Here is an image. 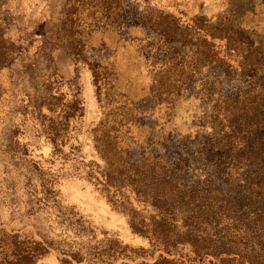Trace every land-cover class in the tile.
<instances>
[{"label": "rangeland", "instance_id": "374dc122", "mask_svg": "<svg viewBox=\"0 0 264 264\" xmlns=\"http://www.w3.org/2000/svg\"><path fill=\"white\" fill-rule=\"evenodd\" d=\"M232 1L225 12L203 11L195 0H0V230L57 239L62 231L55 214L73 206L90 221L97 239L117 237L132 247H150L130 230L127 215L83 175L81 162H101L92 129L105 118L109 124L129 125V132L121 134L136 153L164 155L169 171L200 188L199 197L222 206L206 227L209 233L222 234L229 247L250 248L264 225V219L250 223L264 216L259 177L264 171V100L256 91L264 85V69L246 72L253 75L249 80L241 74L239 55L231 58L233 67L204 58L216 57L213 51L204 54L214 46L206 33L220 27L250 34L252 63L264 64V29H244L247 0ZM155 22L172 31L169 39L157 32ZM87 62L99 74L97 88ZM76 85L82 112L69 117L65 143L53 153L40 124L44 115L55 117L59 110L51 113L40 102L48 93L68 99ZM243 90V98L218 107V116L237 117L238 100L263 115L235 153L228 147L233 128L212 116L213 105ZM213 137L215 149L229 154L216 158L201 150ZM29 200H38L33 212L26 207ZM179 248L189 253L187 245ZM60 256L51 248L38 263L61 264Z\"/></svg>", "mask_w": 264, "mask_h": 264}, {"label": "trees", "instance_id": "16d2710c", "mask_svg": "<svg viewBox=\"0 0 264 264\" xmlns=\"http://www.w3.org/2000/svg\"><path fill=\"white\" fill-rule=\"evenodd\" d=\"M65 14L68 16V12ZM155 23L157 32L169 39L172 31L166 26L164 28L160 26L159 22ZM209 31L211 32H207L206 36L210 45L214 46L210 49L207 47L204 54L208 55L213 51L215 54L212 55L216 57L204 56V58L233 67L230 60L231 58L235 60L239 55L242 60L243 67L240 70L243 76L248 71L264 69L262 62L252 63L250 55L254 52L253 44L247 35L220 27H210ZM88 64L92 72L93 84L97 88L99 74L91 63ZM244 77L253 79V75ZM256 91L258 98L264 100V85H259ZM247 92L250 93L251 89ZM244 93L246 92L243 90L223 95L213 105L212 116L219 118V124L223 125L225 122L227 128H233L230 130L233 134L228 147L230 152L232 148L235 153L239 149L237 143L247 133L255 130V123L263 113H259L260 108L256 110V106L247 108L248 103L243 100H238L240 105L237 108V117L234 119L229 116V112H225L221 117L218 116V107L222 103H233L237 98H243ZM40 104L45 105L51 113L59 110L55 117L44 115L45 119L40 125L41 131L52 147V152H60V146L65 143L64 133L67 130L69 117L80 115L82 112L80 87L76 85L68 99L63 93H48ZM254 111L256 116L252 117ZM107 122L105 118H101L92 129L93 148L101 162L94 160H89L86 164L81 162L86 167L82 169L83 175L105 194L113 208L127 215L130 230L146 238L150 247L147 249L132 247L122 243L117 237L104 236L97 239L90 221L73 206H66L55 214L62 231L57 239H48L44 234H40L37 238L29 231L9 233L0 230V264H39L38 260L51 248L60 253L58 260L61 264H112L119 258L124 259L120 264H264V239H261L262 233H260V230L264 232L263 224L255 232L258 235L251 238L250 248L239 250L229 247L222 234L209 233L206 229L209 223L212 224L214 219L216 220L214 216L218 215L222 206H217L216 200L199 197L200 188L182 182L177 173L169 171L165 167L167 161L164 155L136 153L131 148L132 141L126 140L121 134L129 132L130 127L127 123L117 125ZM215 141L213 137L201 150L206 155L211 154L216 158L229 154V152L217 151ZM242 155L235 154L237 157ZM259 177L264 181V171ZM46 190L43 186V195ZM49 192L53 193V190ZM36 201V203H31V200L26 202L28 211L35 210L39 205L38 200ZM134 204L142 207L137 208ZM146 207L150 208L151 213L143 212ZM263 219L264 216H261L250 223L260 220L262 222ZM180 245H187L189 253L181 251ZM157 250H160L159 253L154 255ZM148 256L152 259L147 260ZM138 257L141 259L137 260Z\"/></svg>", "mask_w": 264, "mask_h": 264}, {"label": "crops", "instance_id": "0c3cea01", "mask_svg": "<svg viewBox=\"0 0 264 264\" xmlns=\"http://www.w3.org/2000/svg\"><path fill=\"white\" fill-rule=\"evenodd\" d=\"M195 3H197L200 6L199 9L203 11H207L209 9L229 12L231 10V6L233 5L232 0H195ZM246 4L247 8H245V10H247L249 14H247V16H243V21H248L247 25L246 23H244V29L246 27L253 29H264V14H261V12H264V0H247ZM217 5L219 6V8L217 7ZM252 11L258 12V14L253 13L251 16L250 13H252ZM253 34L256 35L255 33ZM250 36L251 35L249 34V38ZM250 40L252 44H254V40L252 38Z\"/></svg>", "mask_w": 264, "mask_h": 264}]
</instances>
